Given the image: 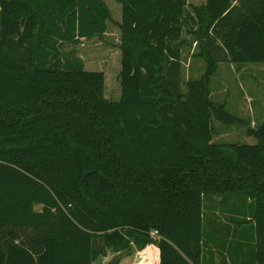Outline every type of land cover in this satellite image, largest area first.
Segmentation results:
<instances>
[{
    "label": "trees",
    "instance_id": "16d2710c",
    "mask_svg": "<svg viewBox=\"0 0 264 264\" xmlns=\"http://www.w3.org/2000/svg\"><path fill=\"white\" fill-rule=\"evenodd\" d=\"M117 2L110 101L105 73L63 53L103 37L104 0H0V264H93L109 249L126 253L119 264L146 248L158 264H201L216 197L235 200L220 226L251 227L264 264V121L251 127L211 89L222 63L264 66V0ZM193 44L205 73L184 83ZM216 121L257 142L217 144Z\"/></svg>",
    "mask_w": 264,
    "mask_h": 264
},
{
    "label": "rangeland",
    "instance_id": "374dc122",
    "mask_svg": "<svg viewBox=\"0 0 264 264\" xmlns=\"http://www.w3.org/2000/svg\"><path fill=\"white\" fill-rule=\"evenodd\" d=\"M108 6L110 19L107 21V30L102 38H94L92 40H82L81 44H67L63 49V53L69 57L80 58L88 71H101L105 73V98L110 101H119L122 96V86L120 82V73L122 68V32L120 23L122 19V6L117 0H104ZM190 6H199L204 4L206 0H187ZM198 48L193 44L192 48L183 50V81L188 79L202 78L205 73V61L197 56ZM261 65L243 66L240 70L238 66L222 63L219 65L218 72L212 78V96L213 100L226 105V109L247 121L251 127H256L264 121V72ZM184 87V86H183ZM216 135L215 142L217 144H234L245 143L255 144L256 139L246 134V128L239 126H228L221 122H215ZM233 200L228 199V205ZM223 200L218 205H213L206 214L207 220L226 222L227 215L223 211V206H228ZM37 207V210H40ZM249 211V208H247ZM223 226V225H222ZM249 233L244 228L236 230L237 236L248 238L251 241L253 234L251 227ZM229 226L225 229L224 235L231 236ZM209 225L205 220L204 235L208 239ZM232 231V238L234 237ZM239 238V237H237ZM248 241V242H249ZM250 243V242H249ZM251 247V246H250ZM136 252V251H135ZM126 255L122 252H114L112 249L107 251L105 257H100L93 264H114V262ZM132 254L131 256H133ZM134 257V256H133ZM130 256H124L119 264H130L127 259ZM135 258V257H134ZM133 259V258H132Z\"/></svg>",
    "mask_w": 264,
    "mask_h": 264
},
{
    "label": "crops",
    "instance_id": "0c3cea01",
    "mask_svg": "<svg viewBox=\"0 0 264 264\" xmlns=\"http://www.w3.org/2000/svg\"><path fill=\"white\" fill-rule=\"evenodd\" d=\"M250 65L253 66V64L241 65L239 69L242 70L243 66ZM222 200L221 197H216L214 205L220 204ZM209 211L210 213L213 212L212 210ZM208 212L205 213V216ZM223 224H225V222H223ZM225 229H227V226H220L219 221H211L208 232L210 238L204 241L202 245L203 252L201 264H254L253 246L255 243H249L248 238L245 239L240 236H237L239 238H233L235 239L233 241L230 237L226 239L223 232ZM156 252L157 251L153 248H146L142 251H136L133 253L135 258L130 256L131 258L127 260L131 261L130 264H158L157 262L159 259L155 256L157 255Z\"/></svg>",
    "mask_w": 264,
    "mask_h": 264
},
{
    "label": "built area",
    "instance_id": "2783aa9c",
    "mask_svg": "<svg viewBox=\"0 0 264 264\" xmlns=\"http://www.w3.org/2000/svg\"><path fill=\"white\" fill-rule=\"evenodd\" d=\"M153 235H156V232H153Z\"/></svg>",
    "mask_w": 264,
    "mask_h": 264
}]
</instances>
